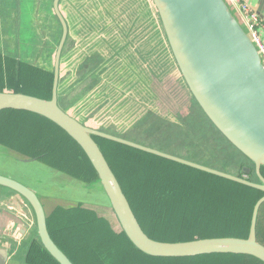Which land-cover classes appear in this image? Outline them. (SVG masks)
<instances>
[{"label":"rangeland","instance_id":"obj_1","mask_svg":"<svg viewBox=\"0 0 264 264\" xmlns=\"http://www.w3.org/2000/svg\"><path fill=\"white\" fill-rule=\"evenodd\" d=\"M18 2L20 7L17 0H0V50L12 56L15 53L19 26H15L16 12L20 10L23 27L20 35L30 37L35 27L40 38L35 52L34 47L24 44V61L50 71L59 41L56 36L60 33L52 13V0ZM34 3L39 5V10L33 9ZM60 10L67 20L69 35L60 76H64L66 87H72L81 78L83 86L88 88L82 90V85L79 86L76 94L81 96V102L75 110L70 109L69 114L77 116L74 117L77 120L87 118L88 127L124 133L135 143L202 165L207 163L210 168L230 174L239 172L240 163L247 166L188 95L174 60L164 50L163 33L150 0H61ZM98 54L106 63V70L100 75L102 80L95 73ZM80 65L82 68L76 73ZM86 70L90 75L88 83L82 80ZM146 72H153L157 79L156 83L153 80L152 90L146 89ZM147 76L152 80L151 75ZM95 78L101 81V86L95 85L97 80L90 86ZM148 110L147 119H142ZM24 159L26 157L0 147V174L10 175L35 190L40 200L42 193L54 196L51 190L58 192L64 185L58 195V207L85 203L118 230L119 225L99 184L90 186L89 190L83 185L72 190L71 181L38 161L15 166ZM193 170L196 169L191 168ZM170 181L179 188L182 183L186 187L196 186V178L187 173L178 172ZM54 205V201L47 205L48 212Z\"/></svg>","mask_w":264,"mask_h":264},{"label":"trees","instance_id":"obj_2","mask_svg":"<svg viewBox=\"0 0 264 264\" xmlns=\"http://www.w3.org/2000/svg\"><path fill=\"white\" fill-rule=\"evenodd\" d=\"M17 3L20 7L18 0ZM33 5V9L39 10V5L35 6V3ZM16 14V22L19 25L18 47L13 56L10 52L4 53L0 50V92L8 90L50 99L53 66L48 71L43 67H32L30 62L24 61V44L34 47L35 52L40 38L35 27H32L30 37L26 34L20 35L23 29L20 10H17ZM53 17L61 28L57 18L54 15ZM160 30L163 33L161 27ZM60 34L61 30L56 36L58 40ZM162 35L165 43L160 39L159 43L161 46L165 44L164 50L170 53L164 33ZM170 56L172 57L171 53ZM96 58L95 73L102 80L100 75L102 76V72L106 70V63L100 54ZM80 68L81 65L76 73ZM146 74L152 77L150 80L146 75V89L152 90L153 80L156 83L157 79L153 77V72ZM89 77L86 70L82 78L84 83L89 82ZM95 80H97L95 85H102L101 81L95 78L90 86ZM81 85L82 90L88 89L83 86L81 78L75 81L72 87H66L64 76L59 77L58 104L65 112L70 109L75 110L81 102V96L76 94ZM188 95L196 104L191 95L189 93ZM197 108L203 114L198 106ZM149 114L150 110L142 119L146 120ZM203 116L209 121L204 114ZM78 121L85 124L87 118L80 117ZM96 129L134 142L129 136L123 135L124 133L117 134L104 127ZM93 139L102 151L137 221L148 237L161 242H186L215 237L247 238L252 209L256 201L263 196L261 191L210 174L191 171V168L178 163L102 138ZM224 140L247 163V166L240 163L239 172L234 175L238 177L248 175L249 181L258 182L252 163L225 138ZM0 146L20 156L35 159L82 183L92 184L98 180L80 147L63 130L39 115L25 111H2ZM204 164L212 167L207 163ZM244 169L247 172L244 173ZM178 172L196 178V186L186 187L182 183L180 188L177 187L170 178L175 177ZM261 174L264 176V168H261ZM47 229L52 240L73 264H263L253 257L234 254H210L185 258L151 257L137 250L123 232H114L106 219L84 208L82 204L74 208L55 209L51 219L47 221ZM256 239L264 245V204L261 205L258 213ZM27 261L31 264H57L39 242L32 244Z\"/></svg>","mask_w":264,"mask_h":264},{"label":"water","instance_id":"obj_3","mask_svg":"<svg viewBox=\"0 0 264 264\" xmlns=\"http://www.w3.org/2000/svg\"><path fill=\"white\" fill-rule=\"evenodd\" d=\"M59 1L52 2L53 13L61 26V37L54 54L50 99L4 90L0 92V113L4 110L33 113L63 130L84 152L94 169L98 179L95 183L103 191L119 225V232H123L130 243L145 255L185 258L234 254L253 257L264 264V245L256 239L258 213L264 204V177L261 174V168H264V65L235 9L227 0H150L188 93L213 127L252 163L258 182L88 127L61 109L57 98L58 81L68 28L60 12ZM94 137L261 191L263 196L252 209L247 238L215 237L161 242L148 237ZM0 187L13 193L30 209V217L18 210L25 219H29L24 226L25 232L31 233L29 238L36 239L57 264H73L52 240L47 229L46 212L38 195L2 174ZM16 219L20 221L19 216ZM16 244L13 241L12 245ZM9 249L13 250L12 247ZM10 250L0 248V264H6Z\"/></svg>","mask_w":264,"mask_h":264},{"label":"crops","instance_id":"obj_4","mask_svg":"<svg viewBox=\"0 0 264 264\" xmlns=\"http://www.w3.org/2000/svg\"><path fill=\"white\" fill-rule=\"evenodd\" d=\"M241 1L244 2L245 4H247L251 9H253L257 13L261 24L264 25V0H241ZM0 147H2V146H0ZM6 159L9 162V159L8 158H6ZM24 160H26V162H29V160H33V159L26 158ZM22 161L23 160H19L18 163H15V166L17 164L24 163ZM32 162H34V161H32ZM48 168L51 169L50 171H53V172L59 174L60 177H63L66 180L71 181L73 187L70 189H72V190H76V188H74V187L79 186V185H83L84 187L88 188V190H89L90 186L92 187V185L96 184L95 182H93L92 184H85V183H82L81 181H79L73 177H70V176H68V175H66L60 171H57V170L52 169L50 167H48ZM2 175H4V174H2ZM5 176L12 178L10 175H5ZM63 188H65L64 185L62 188H60V190ZM60 190L58 192L55 190H51V193L54 195V196L50 195L51 197L45 193L41 194V197H42L41 202L43 204V207L45 206V208H47V205L50 204L51 201L55 202V205L50 212H48V208H47V212L45 210L46 216H47V221H48V219H51V216H52L53 212L55 211V209L66 208V207H58L57 202H58V195L60 193ZM35 193L37 194V192H35ZM49 197L51 198V200L49 199ZM80 204H82V206L84 208L95 212L99 217H101L98 214V212L96 211V209H93L92 207H90V208L86 207L87 204H85V203H79V204H77L73 207H70V208H74ZM19 209H20V212L24 211L27 215H29V217L32 216L30 209L24 203H21L20 201H18L17 197H15L13 193H11L10 191L0 187V248L10 250L9 247H12L13 250L16 249L15 251L10 250V255H9V258H8L6 264H31L27 261V258H28L30 249L32 247V244L35 242L36 243L38 242L36 239L31 240L29 238L30 236H28V235H31V233L28 234L27 232H25L24 226H25V223L27 222L26 220H29V219H25L23 217V215L18 211ZM66 209H68V208H66ZM17 216H19L20 221H18L16 219ZM102 218H104V217H102ZM13 221H15V222H13ZM109 225L114 232L119 233V230H116V228H114L112 226L110 221H109ZM13 241H15L17 243L16 246L12 245Z\"/></svg>","mask_w":264,"mask_h":264},{"label":"built area","instance_id":"obj_5","mask_svg":"<svg viewBox=\"0 0 264 264\" xmlns=\"http://www.w3.org/2000/svg\"><path fill=\"white\" fill-rule=\"evenodd\" d=\"M227 2L238 13L258 49L261 62L264 65V25L261 24L257 13L241 0H227Z\"/></svg>","mask_w":264,"mask_h":264},{"label":"flooded vegetation","instance_id":"obj_6","mask_svg":"<svg viewBox=\"0 0 264 264\" xmlns=\"http://www.w3.org/2000/svg\"><path fill=\"white\" fill-rule=\"evenodd\" d=\"M52 2H53V0H52ZM60 3H61V0L59 1V9H60ZM51 8H52V4H51ZM60 12H61V10H60ZM52 13H53V8H52ZM62 14V13H61ZM53 15H54V13H53ZM55 16V15H54ZM64 17V16H63ZM65 18V17H64ZM65 21H66V19H65ZM18 22H15V26H17L18 24H17ZM66 23H67V21H66ZM17 24V25H16ZM60 24V23H59ZM67 28H68V25H67ZM60 30H61V28H60ZM61 35V34H60ZM61 37V36H60ZM67 37H68V33H67ZM67 40V39H66ZM65 44H66V42H65ZM65 46V45H64ZM61 59V58H60ZM244 177H248V175H245Z\"/></svg>","mask_w":264,"mask_h":264}]
</instances>
